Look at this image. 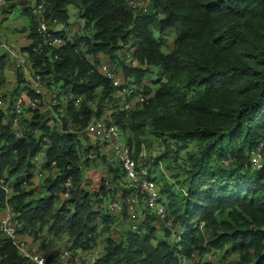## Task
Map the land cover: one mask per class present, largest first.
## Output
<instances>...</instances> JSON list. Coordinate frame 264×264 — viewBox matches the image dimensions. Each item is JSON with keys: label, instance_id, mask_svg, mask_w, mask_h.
<instances>
[{"label": "trees", "instance_id": "obj_1", "mask_svg": "<svg viewBox=\"0 0 264 264\" xmlns=\"http://www.w3.org/2000/svg\"><path fill=\"white\" fill-rule=\"evenodd\" d=\"M130 1L35 0L34 5H44L50 25L67 24L66 9L73 6L85 20L84 28L92 27L89 37L77 36L74 42L66 41L63 30H51L50 37L63 41L59 48L45 43L47 38L37 33L33 16L25 10L30 15L31 45L22 52L39 85L57 89L56 97L62 93L67 102L63 116L61 105L52 106L60 130L50 129L53 119H43L35 111L30 133L23 136L14 128L13 112L7 109V119L0 111V180L10 191L6 198L0 187V213L8 207L16 215L19 236L34 240L45 234L49 240L65 236L72 255L96 249L98 233H107L115 216L108 209H94L107 194L103 186L100 193L89 189L82 166L93 155L92 162H107L97 146H82L78 135L93 116L100 117L114 92L97 72L99 55L115 60L118 50L129 46L141 68L123 67L124 79L129 86L142 87L149 99L111 118L124 134L128 126L138 127L137 134L145 127L173 146L176 156L184 154V179L171 180L170 187L160 189L168 198L165 220L180 233L169 243L172 233L163 227L157 238L154 218L145 216L139 232L128 231L119 243L105 240L97 264H178L183 256L208 250L220 252L219 264H264V160L261 170L250 167L251 153L264 145V0H145L144 13L139 6L132 9ZM166 32L173 35V46L164 54ZM152 67L159 76L153 93L142 84ZM2 70L0 63L1 79ZM20 89L40 101L22 74H16L14 95ZM126 144L136 160L144 142L127 137ZM166 149L170 154L169 145ZM42 151L43 168L56 173L44 179L43 196L35 199L25 186L32 185L34 164ZM145 162H140L141 169L149 165ZM112 164L117 169L107 167L108 177L115 183L118 170L125 174L115 160ZM128 193L124 189L123 197ZM63 195L67 199L56 208ZM229 255L236 259L228 261ZM0 264L31 263L0 234Z\"/></svg>", "mask_w": 264, "mask_h": 264}, {"label": "rangeland", "instance_id": "obj_2", "mask_svg": "<svg viewBox=\"0 0 264 264\" xmlns=\"http://www.w3.org/2000/svg\"><path fill=\"white\" fill-rule=\"evenodd\" d=\"M129 1V0H126ZM136 1L137 5L144 6L145 0H131ZM130 1V2H131ZM16 0H11L9 6L11 4H15ZM35 4V0H19V3H17L16 8L7 15V19L2 22L1 28L5 31V34L0 39V57L3 56L4 50L2 49V43L4 40L11 41L14 40L17 36V32L19 30L25 29V32H29L31 27V21L29 17L25 14H23V9L26 8V6L33 7ZM8 11L9 9L6 8ZM67 16H68V22L65 25H60L57 23H52V25L49 24V28L55 31V29L59 28L63 30V35L65 36L66 41L74 42V39L77 36H90L92 34V27H89L85 29V20L82 18H79L78 11L75 7L69 6L66 9ZM2 14V12H1ZM4 14V13H3ZM59 31V30H57ZM22 33V32H21ZM154 36L158 37L157 32H154ZM173 46V35L168 34V32L165 33V46L161 49V51L166 54L171 51ZM133 52L134 49L130 48L129 46H123L121 49L118 50L116 53V59L111 60L107 56L99 55V60L101 64H110L112 67H114L119 74H121L122 77H124L123 74V67H132L133 65H136V60L133 59ZM100 64V65H101ZM31 65V64H30ZM30 65L24 66L23 71L25 69V72H27L29 75L24 77L25 81H30L32 83H35L34 81V75L33 71L30 72ZM27 67V68H25ZM32 67V66H31ZM135 68H141L139 65L135 66ZM144 69V67H142ZM18 73H22V66L17 68ZM13 72H16V68L13 69ZM158 69L155 67L150 68V72L147 73V75L144 77L142 84L144 87H149L151 89V93H153L157 86L154 85V82L158 80ZM13 75L8 74V77L11 78ZM11 85L10 83L7 84L6 87L2 88L0 87V100L3 102L2 106H0V111H3L6 114L7 119L10 117L8 114V110L11 112L14 111L15 104L17 102V99H19L22 94L27 96L25 92L20 91L14 95V90L11 92ZM40 89L42 92L41 95V103L42 105L37 110H31L27 111L25 110L23 114L19 117L18 123L15 124L14 128L19 136L26 135L29 132V120L33 117V113L35 111H38L40 115L45 118H56L54 116L55 112L53 110V105H61L62 107L59 109L61 112L60 114L63 116L64 109L66 107L67 98L60 93V95H57V89H53L52 91L48 90L43 84H40ZM136 88H139L136 86ZM144 91V89H143ZM21 92V93H20ZM152 95V94H151ZM23 105V104H22ZM141 108V107H140ZM139 108V109H140ZM53 112V115L51 114ZM50 113L51 115H49ZM57 119V118H56ZM24 120V121H23ZM5 122H7L6 119H4ZM137 124V123H136ZM50 129H54V131L60 130L58 129L56 120H50L49 124ZM137 128L138 127H130L128 126L127 129L129 130L128 133H123L121 130L119 131L117 142H121L126 144L127 143V137L131 138L133 141L135 139H139L140 141L144 142L141 148V154L142 157H140L139 161L147 160L149 165H146L145 169H150L152 171L153 177H155L158 187H162V192L164 191L165 186L167 185V188L170 187L172 181L175 182L177 180H183L184 179V170L185 167L182 166L184 162V154L180 153L179 156H176L174 154V147L171 146L168 142H163L162 139H159L153 135H151L147 130V128H143L144 133L143 134H137ZM135 130V131H134ZM82 135H78V139L82 146H92L95 147V141L92 136L88 132L81 133ZM35 135H39L38 132ZM166 145H169V151H171L170 154H167ZM171 149V150H170ZM191 149V148H190ZM43 152L42 151L39 155H37V159L34 164V170L32 172L33 175V181L32 185L27 188L25 186L26 191L31 192L32 196L37 199L39 197L43 196V188H42V182L44 179L48 176H55L54 171H50L47 169H44L43 166ZM102 152V151H101ZM103 153V152H102ZM105 155L106 164H102L100 162H92L95 158V155L92 156L90 159V163L87 165L82 166V174L83 178L86 180V182L89 185V189L93 191L94 193H100L103 186V190L106 191L107 196L102 201L100 206H97L99 204L94 205V209H102L101 211H104L108 209V212L112 213L115 216V220L110 224L109 231L107 233H98L97 235V241H96V249L95 253L97 254V257L100 258L103 253V249L105 247V240L110 239L115 243H119L121 240L125 238L128 231H130V223L128 221V217L126 214V211L124 208H121L119 210L112 209L113 204L120 203L122 198V191L126 189L128 185V179L123 176L121 171H117L119 177L117 181L114 183L113 178L110 176L108 177V168L111 166L112 169L117 167L112 164L114 159L112 157V154L110 151L106 153H103ZM167 154V157H164ZM175 160V161H174ZM155 161H160L161 165L151 167V164ZM139 162V165L141 167V163ZM108 167V168H107ZM167 178V180H166ZM172 180V181H171ZM168 181V183L166 182ZM171 181V182H170ZM13 184L14 182L11 181ZM103 182V185H102ZM11 183V184H12ZM163 199L168 204V198L167 194H162ZM67 199L66 195H63L60 197V199L56 202V208H60L63 201ZM123 199V198H122ZM140 209H145V206H141ZM153 215V216H152ZM146 218L148 216L154 218V222L152 224V227L154 230H156V237L160 238L162 236L163 227L164 224L156 218V216L149 212L148 210L145 212ZM3 217V213H0V219ZM146 218H144L146 220ZM145 224V221H144ZM144 224L141 228L144 227ZM172 235L167 239L169 243L175 242V236L178 237L180 229H178L177 226L171 225L169 228ZM19 230V228H18ZM143 230V229H142ZM205 237L210 236V232H205ZM43 235V234H42ZM20 237L27 241L26 247L29 249L30 252H34L36 254L42 255L43 257H50L58 255L61 251L67 250L69 248V244L67 242V238L59 237L52 240H49L46 237V234L44 236H40L39 240H34L32 237L28 236L27 234H22ZM45 238V242L43 243L42 240ZM152 244L155 245V241L151 240ZM225 250L230 251V248L226 247ZM195 257V264H219L221 260L220 252L214 251V250H208L203 255H197ZM75 257V256H74ZM236 259V256L229 255L227 257L228 261H234Z\"/></svg>", "mask_w": 264, "mask_h": 264}, {"label": "built area", "instance_id": "obj_3", "mask_svg": "<svg viewBox=\"0 0 264 264\" xmlns=\"http://www.w3.org/2000/svg\"><path fill=\"white\" fill-rule=\"evenodd\" d=\"M11 0H0V13L9 7ZM134 10L139 6L134 1L129 3ZM147 5L140 6L141 12H145ZM31 15L37 25V33L47 38V43L52 48H59L63 45L62 39L58 37H50L48 22L45 20L44 5H34L30 10ZM18 66H22V61L17 60ZM101 64V63H100ZM133 65L132 68H135ZM98 74L106 79L112 86L114 92L111 99H106L100 111V117L93 116L89 121L85 132H88L93 137L95 145L103 153L108 152L112 154L113 159L122 168L125 177L128 179L126 190L129 193L121 198L120 203H115L112 209L119 210L124 208L130 223V230L132 232H139L140 225L145 218V211L152 212L166 228L171 227V222L165 220L166 208L165 201L161 196V191L155 181L148 175V172L141 169L139 159L142 157L140 153L135 160L133 148L127 144L117 142L119 134V127L112 121L111 116L118 113H128L141 106L149 97L144 94L142 88H136L133 85H127L124 77L117 72V70L110 64H101L97 68ZM35 83H26L32 88V91L37 95H42L41 89L37 86L39 77H34ZM39 99H31L29 96L22 95L14 107L13 114L15 115L14 124L18 123V119L25 110H37L39 108ZM80 99L76 101L78 105ZM3 102L0 100V106ZM23 104V105H22ZM93 111H96V105L90 104ZM263 143H260L250 157V167L253 170H261L263 168ZM91 158V156L89 157ZM0 187L4 191L6 198L10 195L9 189L6 187L4 180H0ZM145 206V209H140ZM16 215L6 207L3 217L0 219V234L6 238L18 253L28 260L31 264H97V254L95 250L89 252H79L76 255L67 249L61 251L58 255L53 257H43L34 252H30L26 247L27 241L23 240L17 234V226L14 221ZM75 256V257H74ZM196 253L191 254L190 257L183 256L180 258L178 264H195Z\"/></svg>", "mask_w": 264, "mask_h": 264}, {"label": "crops", "instance_id": "obj_4", "mask_svg": "<svg viewBox=\"0 0 264 264\" xmlns=\"http://www.w3.org/2000/svg\"><path fill=\"white\" fill-rule=\"evenodd\" d=\"M17 3H19V0H16V3L13 4V7H10L9 11L6 10V11L2 12V14L0 13V39L5 34V31L1 28V24H2V22H4L7 19V15L10 14L16 8ZM30 8L31 7L26 6V8L23 9V14H25L29 17L30 15L28 12H30V10H29ZM25 10H28V12L26 13ZM29 19H30V17H29ZM55 30L61 31V29H59V28H57ZM19 32L20 33L17 32V36L14 37L15 38L14 40H12V38H11V41L4 40L2 45H1L2 49L4 50V54H3V56L0 57V63L3 66L2 79L0 78V81L2 80L0 87L4 88L7 86L8 83H10L11 85H9V86L12 89L11 92L16 87V74L18 72L17 68H19L17 60L20 59L22 61V72L24 74L22 76H24V77L25 76L27 77L29 75L27 72H25V69L23 71L24 66H29L31 64L30 61L27 59V56L22 52L23 49H26L27 47H29L31 45V41L28 38L30 30H29V32H25V29L23 28V30H19ZM14 68H16L15 73L13 72ZM25 68H27V67H25ZM30 68H31V65H30ZM31 71H32V69H30V72ZM8 74H12L13 76L11 78H9ZM18 74H22V73H18ZM37 86H40V85L37 84ZM28 87L30 88L29 85H28Z\"/></svg>", "mask_w": 264, "mask_h": 264}, {"label": "clouds", "instance_id": "obj_5", "mask_svg": "<svg viewBox=\"0 0 264 264\" xmlns=\"http://www.w3.org/2000/svg\"><path fill=\"white\" fill-rule=\"evenodd\" d=\"M31 9V8H30ZM53 30V29H52ZM132 68V67H131ZM1 78V76H0ZM27 84V83H26ZM39 84V83H38ZM39 87V86H38ZM31 88V87H30ZM40 88V87H39ZM139 88H142V87H139ZM32 89V88H31ZM143 89V88H142ZM149 97V96H148ZM149 99V98H148ZM151 178H153V175L150 176ZM167 179V178H166ZM171 182V181H170ZM157 184V182H155ZM158 185V184H157ZM161 189V188H160ZM162 196V195H161ZM122 197H123V194H122ZM163 198V197H162ZM165 201V200H164ZM165 208H166V201H165ZM146 212V211H145ZM152 213V212H151ZM172 225V224H171ZM166 228V227H165Z\"/></svg>", "mask_w": 264, "mask_h": 264}]
</instances>
